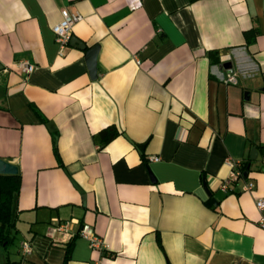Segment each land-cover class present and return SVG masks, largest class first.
Masks as SVG:
<instances>
[{
  "label": "crops",
  "instance_id": "0c3cea01",
  "mask_svg": "<svg viewBox=\"0 0 264 264\" xmlns=\"http://www.w3.org/2000/svg\"><path fill=\"white\" fill-rule=\"evenodd\" d=\"M62 9L82 19L58 54ZM0 159L20 176L0 264H64L67 245L65 264H264V0H0ZM229 160L247 171L224 193ZM70 219L107 251L54 231Z\"/></svg>",
  "mask_w": 264,
  "mask_h": 264
},
{
  "label": "built area",
  "instance_id": "2783aa9c",
  "mask_svg": "<svg viewBox=\"0 0 264 264\" xmlns=\"http://www.w3.org/2000/svg\"><path fill=\"white\" fill-rule=\"evenodd\" d=\"M60 16L61 19L60 21L55 24L52 27V33L54 36V41L56 43L57 49H58V54H62L63 51L66 49V47L69 44L70 38H71V31L72 27L79 22L82 19V16L77 13V12H69L66 9L60 10ZM225 59L221 58L220 63L222 64L225 61H228L229 55L224 56ZM16 66L18 70L25 74H30L34 70V66L32 64H29L27 61L20 60L16 63ZM226 76L222 79L225 84H236V73L233 72L232 68L230 70H227ZM152 161H157V157H153L151 159ZM227 164L230 167V173L228 178H226L220 185V190L224 193H227L229 188L228 185L232 182L235 181L239 178L242 177L241 174V161H231L229 160ZM262 164H264V159H262ZM254 187V184L252 181L247 182L243 186L244 191H250ZM255 207L257 208L258 211H264V198H259L255 202ZM78 222L74 219L70 220H64V221H59V220H54L53 221V228L54 231L58 234L61 235L63 238L70 239L72 236L77 234L84 240H86L89 244V247L100 251V252H106L108 249L107 244L99 237L96 235L94 232L93 228L85 223H82L79 225V228L77 232H73V227L76 225ZM261 227L264 228V220H261ZM22 250L27 253L30 251V246L28 243H23L22 244Z\"/></svg>",
  "mask_w": 264,
  "mask_h": 264
},
{
  "label": "trees",
  "instance_id": "16d2710c",
  "mask_svg": "<svg viewBox=\"0 0 264 264\" xmlns=\"http://www.w3.org/2000/svg\"><path fill=\"white\" fill-rule=\"evenodd\" d=\"M255 33L253 31H247L244 33L246 44L248 45L253 41ZM41 118V117H40ZM41 121L45 122L41 118ZM117 135L113 128L102 129L99 133L101 142L103 144L109 143ZM57 133L51 132L52 150L55 158L58 160V152L56 148ZM241 174L244 177L247 171V162H241ZM20 188V176L16 175H0V243L7 245L12 241L10 231L14 227L13 218V202ZM70 251V245L66 246V254L64 264L68 258Z\"/></svg>",
  "mask_w": 264,
  "mask_h": 264
},
{
  "label": "water",
  "instance_id": "95a60500",
  "mask_svg": "<svg viewBox=\"0 0 264 264\" xmlns=\"http://www.w3.org/2000/svg\"><path fill=\"white\" fill-rule=\"evenodd\" d=\"M73 42L77 43L76 40L73 38H70L69 44H73ZM87 66L90 73L91 78L96 77V69H95V53L92 51H89L87 54ZM220 68L227 72V70L231 69V64L226 63L220 65ZM256 157V151L255 149H251L250 152V159L254 160ZM18 173V169L15 165L11 164L10 162H7L3 159H0V175H16ZM246 177V174H244ZM205 193L207 196H210V192L208 191L207 187L204 186Z\"/></svg>",
  "mask_w": 264,
  "mask_h": 264
},
{
  "label": "rangeland",
  "instance_id": "374dc122",
  "mask_svg": "<svg viewBox=\"0 0 264 264\" xmlns=\"http://www.w3.org/2000/svg\"><path fill=\"white\" fill-rule=\"evenodd\" d=\"M18 240H19V236H16L15 239L13 240V242L9 245L10 249L11 248H15V246L17 245Z\"/></svg>",
  "mask_w": 264,
  "mask_h": 264
}]
</instances>
